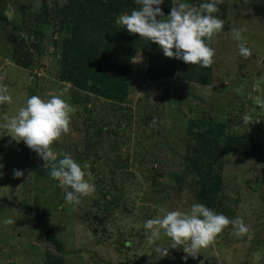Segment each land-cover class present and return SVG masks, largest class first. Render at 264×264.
Returning a JSON list of instances; mask_svg holds the SVG:
<instances>
[{
	"label": "rangeland",
	"instance_id": "obj_1",
	"mask_svg": "<svg viewBox=\"0 0 264 264\" xmlns=\"http://www.w3.org/2000/svg\"><path fill=\"white\" fill-rule=\"evenodd\" d=\"M173 2L161 5L165 17ZM90 5L103 17L77 25L76 13H91ZM135 6L0 0V83L12 96L0 105V123L33 95L62 93L76 111L52 150L58 159L71 154L94 185L67 203L46 162L0 129V264H264V0L217 5L224 28L207 68L167 58L147 40L115 51L110 29H124L116 21ZM233 28L243 30L251 56L239 54ZM14 169L24 176L14 179ZM194 203L242 217L250 234L237 237L229 225L195 257L185 260L182 248L158 257L155 247L171 241L162 233L149 245L144 222ZM6 218L14 223L5 226Z\"/></svg>",
	"mask_w": 264,
	"mask_h": 264
},
{
	"label": "clouds",
	"instance_id": "obj_2",
	"mask_svg": "<svg viewBox=\"0 0 264 264\" xmlns=\"http://www.w3.org/2000/svg\"><path fill=\"white\" fill-rule=\"evenodd\" d=\"M134 2L139 8L133 9L130 14H121L116 21L128 33L138 34L140 38L157 44L167 58L205 68L214 63L215 50L210 45L214 36L224 28V21L215 15L217 5L222 0H210L198 7L184 0H174L167 17L161 8L164 0ZM242 31L236 28L231 30L233 39L240 41L237 44L239 54L247 58L252 52L246 46ZM48 95L50 98L46 100L36 95L28 98L25 106L20 107L15 115L3 117L0 129L7 131V135L16 143L23 141L36 152L46 162L45 167L50 169V178L58 181V186L65 190L66 202L78 204L80 197L94 191V185L89 182L93 177L88 173L85 179L84 170L71 154L63 153V158L58 159L51 147L63 134L70 132L71 116L76 108L62 98V93L51 92ZM11 102L8 86L0 83V105ZM251 119L250 115L245 114L242 123L247 125ZM3 167L0 164V169ZM83 167L87 168L88 165ZM3 175L0 171V178ZM23 176V171L13 170L14 179ZM13 223L11 218L3 221L5 226ZM229 225L234 228L237 237L250 234V227L242 217L229 219L203 203H194L188 212L169 211L162 218L145 221L143 227L149 245L160 240L162 233L170 239L169 245L155 247L154 253L158 257L168 256L170 248H182L187 254L184 259L187 260L188 256L195 257L201 249L209 247Z\"/></svg>",
	"mask_w": 264,
	"mask_h": 264
},
{
	"label": "trees",
	"instance_id": "obj_3",
	"mask_svg": "<svg viewBox=\"0 0 264 264\" xmlns=\"http://www.w3.org/2000/svg\"><path fill=\"white\" fill-rule=\"evenodd\" d=\"M89 12L91 13H85V11L83 13H79L75 15V19H76V24H81L83 22H86V21H90L92 20L93 23H96L97 20H95V18L97 17H103L101 13H99V10H98V7L97 6H93V5H90L89 7ZM139 6H135L134 9H138ZM85 13V14H84ZM107 25L106 26V29H110V23H106ZM110 30H115V32L118 33V42H114V47L113 49L115 51H120V50H127V51H132V48L131 46L133 47H138V46H143L144 43L147 44V42L149 43L150 41H147L146 42V39L144 38H140L138 34H130L127 32V30L124 28V29H117V28H111ZM121 35V36H120ZM113 37V36H112ZM114 38V37H113ZM202 83V81L200 82ZM200 198L202 199V201L204 203H206V196L205 194L201 193L200 194ZM46 240L54 247V249L56 250H60L61 249V244L60 242H58L56 239H54L53 236H46ZM49 254V253H47ZM48 256V255H47Z\"/></svg>",
	"mask_w": 264,
	"mask_h": 264
}]
</instances>
